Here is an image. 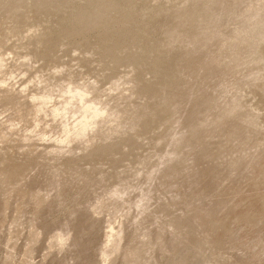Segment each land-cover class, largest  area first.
<instances>
[{"label": "rangeland", "instance_id": "rangeland-1", "mask_svg": "<svg viewBox=\"0 0 264 264\" xmlns=\"http://www.w3.org/2000/svg\"><path fill=\"white\" fill-rule=\"evenodd\" d=\"M11 263L264 264V0H0Z\"/></svg>", "mask_w": 264, "mask_h": 264}, {"label": "bare ground", "instance_id": "bare-ground-1", "mask_svg": "<svg viewBox=\"0 0 264 264\" xmlns=\"http://www.w3.org/2000/svg\"><path fill=\"white\" fill-rule=\"evenodd\" d=\"M111 227V226H110ZM109 228V227H108ZM110 229V231L108 230V232H107V242L108 241H110L111 239H112V237H113V233L115 232L114 230V232L112 231V229L111 228H109ZM53 238H55V240H54V243H55V247L56 246H59V247H61V245L64 243V241H65V239H64V237H62V236H59V235H57L56 237H53ZM34 241V240H33ZM53 244V243H52ZM31 245V244H30ZM51 245V244H50ZM53 247V246H52ZM29 250V249H28ZM11 258V257H10ZM12 264V263H11Z\"/></svg>", "mask_w": 264, "mask_h": 264}]
</instances>
